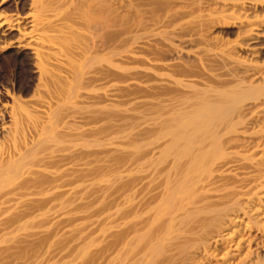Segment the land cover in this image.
Returning <instances> with one entry per match:
<instances>
[{
	"label": "bare ground",
	"instance_id": "obj_1",
	"mask_svg": "<svg viewBox=\"0 0 264 264\" xmlns=\"http://www.w3.org/2000/svg\"><path fill=\"white\" fill-rule=\"evenodd\" d=\"M261 28L264 0H0V237L97 202L83 264H264Z\"/></svg>",
	"mask_w": 264,
	"mask_h": 264
},
{
	"label": "rangeland",
	"instance_id": "obj_2",
	"mask_svg": "<svg viewBox=\"0 0 264 264\" xmlns=\"http://www.w3.org/2000/svg\"><path fill=\"white\" fill-rule=\"evenodd\" d=\"M228 26H230V27H228ZM228 26L226 25L227 28L226 27H223V28L224 29H227V30L230 29V31L229 30L228 31L233 33V31L235 30V28L232 27L231 25H228ZM261 31H262V33H260ZM263 31H264V28H261V29H258V32L256 31V33H260V35H261V34H264ZM232 38H233V36H231V39ZM258 41L260 43H264V35H262V37L259 38L256 41V43L259 44ZM123 105L124 106H128V105H125V104H123ZM123 105H122V103H120L117 106L118 107L117 110L119 112L124 111L123 110V108H124ZM124 109H125V111L126 110H129L126 107ZM127 114H129V112ZM129 132H130L129 129H127L126 131H124L123 134L120 135L124 139H118L119 142H121L120 140H123V141L124 140L126 141V139L128 140L129 138H126L125 135L127 136L129 134ZM119 142H117V143H119ZM127 142L123 146L120 143V145H118L119 149H124V150L129 149L130 145L128 147V143ZM126 144H127V147H126ZM104 161H105V159L103 161L99 162V164L96 163L97 166L98 165H99V167L104 166L106 164V162H104ZM102 163H104V164H102ZM95 165H93V166H95ZM108 165L112 167V161H109L108 162ZM97 166H95V167L97 168ZM106 166H107V164H106ZM109 166L106 167V169L103 168V170L102 169H100V170L98 169L99 170V173H98V170H95L94 169V171L92 172V174L95 172L94 174L97 175V177L99 176L97 178L98 181L99 180L101 181V178H102V181H105L106 182L107 180H110L111 179V174H112L111 173L112 170L111 171L108 170V172H110L111 174H107L108 172L106 170L109 169V168L111 169V167H109ZM100 174L101 175H104L105 174L106 177L103 178V177H101ZM93 175L90 176V178H92L91 179L92 183L89 180L87 182V184H89V182H90L91 184L94 183V185L95 184L98 185V181L97 180H94L95 182H93V178L96 179L95 178L96 176L92 177ZM107 175L109 177H107ZM100 181H99V183L102 185L104 182L101 183ZM90 205L87 206L88 207L87 208L88 209L87 212H89V211L91 212L92 211L91 213L89 212L90 213L89 214L90 216L92 215L93 212H96V213H93L94 214L93 215L94 216V219H96L97 216L99 215V211H100V207H98L99 204L97 202H92V204L90 203ZM84 207L85 206H83L82 208H79L80 210L77 209V210L69 213L70 216L67 215L69 217H66L65 215H63L64 217H66L64 219L65 220L72 219V222H71L72 224L76 221L75 220V216L78 217L77 220H79V216H80V218H82L85 221L87 219V222L88 223L91 220L93 221L94 220L93 219V216H92V218H90V216L87 214L89 217L88 216H87L88 218L86 217L85 213H87V212H85V211L87 209H85L86 207L85 208ZM83 208L85 210H83ZM73 213L75 214V216L73 215ZM63 216H60V218L61 217L63 218ZM5 218H6V215H0V223ZM84 222L76 221L75 222L76 225H74V224L72 225L70 223V224H67L68 225V227H67V225H65V224L60 225V226H56L53 223H50V224L41 223V220L39 219L38 216H33V217H30V218L23 219V220H21L19 222L20 225H19V227L16 230H8L6 232L7 234L5 236L0 237V247L12 245L13 243L19 241L22 237H26L27 235H30V234H36L37 237H39V238H46V242L43 244L42 247L37 248V249H34V250L11 253L7 257H5L3 259H0V264H83L84 261H85V259H86V257H87V255L89 253H91V252H93V251H95L97 249H100L101 247H103L105 245V242L107 241V237H106L107 236V233L106 234H102V235L96 234L97 236L96 235H93V236H91V238L89 237V239L88 238L87 239H84V237L79 236L80 235L79 232H78L79 233L78 235H77V233L75 235L81 237V239H79L78 237H75L74 236V232L70 233L71 232V229H72V226H74L73 227L74 229H72V231H75V229L78 228L77 226L80 227ZM78 223H81V225L80 224L77 225ZM88 223H86V224H88ZM64 225H65L64 228L67 227V229H64L62 227ZM57 230H59V231L61 230V231L60 232L59 231L57 232ZM53 232H55V233H53ZM66 232H68V234ZM69 233H70V235L72 237L69 235ZM74 240L76 242L78 240L80 242L82 241V243H83V240H84V243L80 245V243L78 241V243H77L78 246H75L74 245L75 244V241ZM68 241H72V243H74V244L69 247L70 242L68 243ZM71 248H73V249H71Z\"/></svg>",
	"mask_w": 264,
	"mask_h": 264
}]
</instances>
